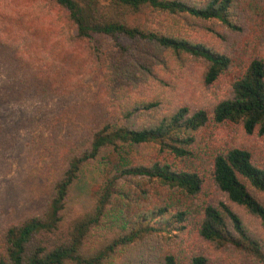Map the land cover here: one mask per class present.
I'll list each match as a JSON object with an SVG mask.
<instances>
[{
  "label": "trees",
  "instance_id": "obj_1",
  "mask_svg": "<svg viewBox=\"0 0 264 264\" xmlns=\"http://www.w3.org/2000/svg\"><path fill=\"white\" fill-rule=\"evenodd\" d=\"M253 2L0 0L1 94L59 105L24 124L47 203L3 227L0 264H264V160L203 137L211 122L264 137V49L226 47ZM230 72L210 108L182 92ZM11 140L0 124V152Z\"/></svg>",
  "mask_w": 264,
  "mask_h": 264
},
{
  "label": "rangeland",
  "instance_id": "obj_2",
  "mask_svg": "<svg viewBox=\"0 0 264 264\" xmlns=\"http://www.w3.org/2000/svg\"><path fill=\"white\" fill-rule=\"evenodd\" d=\"M255 7V10L253 9ZM252 10L260 13L258 19L253 20L252 24L237 33L236 39H230L226 47L231 53L239 58L242 57L247 43L255 40L264 49V5L261 2L252 3ZM249 18V16H248ZM235 76L234 72L221 79L217 84L207 87L197 74L191 76L187 81L182 92H186L191 102L206 109L213 106L217 98L223 96L231 80ZM3 79L0 74V79ZM1 81V80H0ZM1 90V88H0ZM57 103L36 102L27 105L15 104L0 92V124L5 133L15 136L14 141H10L5 150L0 152L5 163H11L12 169L7 171L0 169V232L7 222L14 219L26 217L29 214L45 207L47 199L44 194H40V188L34 180V172L25 157V131L24 124L26 120L37 116L51 115L57 108ZM53 109V110H52ZM53 111V112H52ZM204 146L211 153L217 148L224 146L229 142H244L256 145V149L262 160H264V137L246 135L237 125H216L210 123L208 128L203 130ZM88 180V178H87ZM85 182L76 187L72 202L83 200Z\"/></svg>",
  "mask_w": 264,
  "mask_h": 264
}]
</instances>
